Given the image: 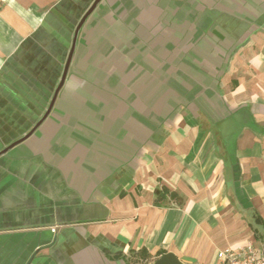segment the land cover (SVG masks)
<instances>
[{
	"label": "crops",
	"instance_id": "1",
	"mask_svg": "<svg viewBox=\"0 0 264 264\" xmlns=\"http://www.w3.org/2000/svg\"><path fill=\"white\" fill-rule=\"evenodd\" d=\"M94 2L0 0V152ZM249 242L264 254V0H101L50 115L0 156V264H219Z\"/></svg>",
	"mask_w": 264,
	"mask_h": 264
},
{
	"label": "water",
	"instance_id": "2",
	"mask_svg": "<svg viewBox=\"0 0 264 264\" xmlns=\"http://www.w3.org/2000/svg\"><path fill=\"white\" fill-rule=\"evenodd\" d=\"M100 1L101 0H95V2L92 4V6L89 8V10L82 17V19L80 20V22L78 23V25H77V27L75 29V33H74V37H73V41H72V46H71V49H70V53H69V56H68V59H67V62H66L64 71H63V75H62V78H61V82L58 85V87H57V89H56V91L54 93V96L52 98V101H51V103H50V105H49L46 113L39 120V122H37V124L30 130V132H28L25 136H23L22 138L16 140L15 142L11 143L8 147H6L5 149H3L0 152V156L3 155V154H6L8 151H10L11 149H13L17 145H19V144L23 143L24 141H26L27 139H29L35 133V131L41 126V124L50 115V113H51V111H52V109L54 107V104L56 102V99L58 97V94H59L60 90L62 89L64 83H65V80H66V77H67V74H68V70H69V67H70V63H71V60H72V57H73V54H74V51H75V48H76L77 38H78L79 31L82 28V26H83L84 22L86 21V19L88 18V16L93 12V10L96 8V6L98 5V3ZM156 264H182V263L175 257L174 254L169 253V254L163 255L156 262Z\"/></svg>",
	"mask_w": 264,
	"mask_h": 264
},
{
	"label": "built area",
	"instance_id": "3",
	"mask_svg": "<svg viewBox=\"0 0 264 264\" xmlns=\"http://www.w3.org/2000/svg\"><path fill=\"white\" fill-rule=\"evenodd\" d=\"M219 264H264V254L254 243L218 252Z\"/></svg>",
	"mask_w": 264,
	"mask_h": 264
},
{
	"label": "trees",
	"instance_id": "4",
	"mask_svg": "<svg viewBox=\"0 0 264 264\" xmlns=\"http://www.w3.org/2000/svg\"><path fill=\"white\" fill-rule=\"evenodd\" d=\"M163 192L167 193V190H164ZM158 199L164 198L165 196L163 195L162 191H157Z\"/></svg>",
	"mask_w": 264,
	"mask_h": 264
}]
</instances>
